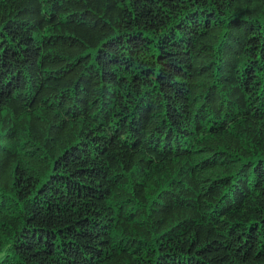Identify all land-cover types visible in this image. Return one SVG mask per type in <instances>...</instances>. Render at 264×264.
Returning <instances> with one entry per match:
<instances>
[{
	"label": "trees",
	"instance_id": "1",
	"mask_svg": "<svg viewBox=\"0 0 264 264\" xmlns=\"http://www.w3.org/2000/svg\"><path fill=\"white\" fill-rule=\"evenodd\" d=\"M0 264H264V0H0Z\"/></svg>",
	"mask_w": 264,
	"mask_h": 264
}]
</instances>
